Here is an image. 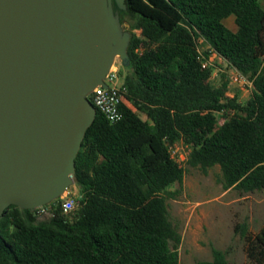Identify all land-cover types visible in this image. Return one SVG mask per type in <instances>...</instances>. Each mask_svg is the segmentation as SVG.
<instances>
[{"label": "trees", "instance_id": "obj_1", "mask_svg": "<svg viewBox=\"0 0 264 264\" xmlns=\"http://www.w3.org/2000/svg\"><path fill=\"white\" fill-rule=\"evenodd\" d=\"M114 8L132 33L123 118L98 110L76 158L77 210L53 213L10 205L0 217V264H181V234L168 208L191 168L220 166L226 189L264 190V6L260 0H126ZM234 15L237 29L225 24ZM254 80L246 101L213 78L199 47ZM205 55L208 51L204 52ZM225 117L219 123V114ZM188 147L180 164L171 155ZM249 257L264 262V225L241 226ZM195 264H228L227 251Z\"/></svg>", "mask_w": 264, "mask_h": 264}, {"label": "water", "instance_id": "obj_2", "mask_svg": "<svg viewBox=\"0 0 264 264\" xmlns=\"http://www.w3.org/2000/svg\"><path fill=\"white\" fill-rule=\"evenodd\" d=\"M126 0H0V217L34 211L75 183L76 158L98 110L89 94L132 33Z\"/></svg>", "mask_w": 264, "mask_h": 264}, {"label": "rangeland", "instance_id": "obj_3", "mask_svg": "<svg viewBox=\"0 0 264 264\" xmlns=\"http://www.w3.org/2000/svg\"><path fill=\"white\" fill-rule=\"evenodd\" d=\"M260 3L264 6V0ZM225 24L233 30L237 29L234 15L226 18ZM205 42H200L202 48L207 47ZM117 59L125 75L128 66H124L119 57ZM229 93L237 94L242 101L251 95L231 82ZM184 151L188 152V147ZM70 189L73 194L79 195L76 183ZM171 191L174 193L168 198V208L181 234V264L212 259L213 247L227 251L228 264H264L249 257L247 242L241 234L244 223L248 224L251 234L257 233L264 225V190L242 194L235 188L226 189L220 166H215L206 171L191 168L183 182L176 184Z\"/></svg>", "mask_w": 264, "mask_h": 264}, {"label": "built area", "instance_id": "obj_4", "mask_svg": "<svg viewBox=\"0 0 264 264\" xmlns=\"http://www.w3.org/2000/svg\"><path fill=\"white\" fill-rule=\"evenodd\" d=\"M205 51H208L207 55H205ZM199 54L203 67L214 68L213 78H217L221 72H225L232 84L240 86L252 94L255 88L254 80L229 63L225 58L218 55L208 44L206 48H202L200 45ZM121 72V63H118V59H116L104 78L105 86L102 84L98 85L89 94V98L97 110L101 111L112 122L120 121L123 118L120 105L124 100L126 87L124 86ZM228 94L233 96L230 93ZM218 114L219 123L223 124L226 119L221 115L222 113L219 112ZM185 147L187 146L183 143H177L171 148L172 157L180 164H185L188 159V152L184 151ZM58 199L63 213L71 216L78 208L80 194H73L69 187ZM53 209V206L49 203L37 207L34 211H36L39 217H44L51 215Z\"/></svg>", "mask_w": 264, "mask_h": 264}]
</instances>
